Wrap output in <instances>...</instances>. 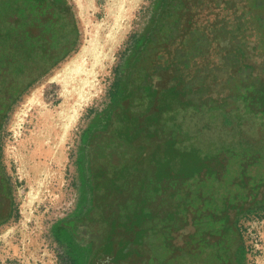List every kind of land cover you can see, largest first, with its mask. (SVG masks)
<instances>
[{
    "label": "flooded vegetation",
    "instance_id": "obj_1",
    "mask_svg": "<svg viewBox=\"0 0 264 264\" xmlns=\"http://www.w3.org/2000/svg\"><path fill=\"white\" fill-rule=\"evenodd\" d=\"M17 1L35 33L53 18ZM19 90L0 84V118ZM263 95L264 0H163L91 151L85 264H243L239 221L264 207ZM200 117L211 132L231 122L235 139L207 146ZM184 156L196 167L182 170ZM10 207L0 168V224Z\"/></svg>",
    "mask_w": 264,
    "mask_h": 264
},
{
    "label": "rangeland",
    "instance_id": "obj_2",
    "mask_svg": "<svg viewBox=\"0 0 264 264\" xmlns=\"http://www.w3.org/2000/svg\"><path fill=\"white\" fill-rule=\"evenodd\" d=\"M162 3L60 0L76 28L69 52L48 70L19 72V62L0 66V84L20 86L0 118V168L11 199L0 224V264H85L88 245L80 222L90 208L91 151L108 127ZM78 80L85 85L83 98L76 92ZM64 99L75 109L66 130L58 128L56 118ZM195 121L207 146L229 136L223 132L227 120L217 132L201 117ZM189 135L201 144L200 133ZM239 225L242 263L264 264V207L251 209Z\"/></svg>",
    "mask_w": 264,
    "mask_h": 264
},
{
    "label": "trees",
    "instance_id": "obj_3",
    "mask_svg": "<svg viewBox=\"0 0 264 264\" xmlns=\"http://www.w3.org/2000/svg\"><path fill=\"white\" fill-rule=\"evenodd\" d=\"M37 1L40 5L46 3L52 9L53 18L44 24H38L39 30L43 29L35 33L37 28L30 25V13H21L17 0H0L1 65L5 60L7 68L14 62H19L17 64L19 72H24L29 67L35 70L38 68L48 70L72 48L76 28L67 11L59 7L60 0ZM29 26H32L33 30H27ZM130 77L131 75L129 80ZM129 80L124 92H127ZM192 165L195 163H191L190 157L184 156L182 170L189 171L193 168Z\"/></svg>",
    "mask_w": 264,
    "mask_h": 264
},
{
    "label": "bare ground",
    "instance_id": "obj_4",
    "mask_svg": "<svg viewBox=\"0 0 264 264\" xmlns=\"http://www.w3.org/2000/svg\"><path fill=\"white\" fill-rule=\"evenodd\" d=\"M78 82H79V85H78V88H76V92H77V95H78L79 98H83L84 94H85L84 93L85 85H84V87H82V85L84 83L83 80H78ZM85 82L86 83H84V84H86V86H89L87 78H85ZM74 110H73V108H71V105L68 102V99H64L63 102L60 104L58 110H57L56 118L59 119V121L57 122L58 128L60 127L61 129L66 130V128L70 124L71 118L74 116ZM47 138H48V140H51L50 142L54 141L53 134L49 135L47 133ZM34 141L36 142L35 143L36 146H39L38 141L37 140H34ZM36 146H35V148L37 149Z\"/></svg>",
    "mask_w": 264,
    "mask_h": 264
}]
</instances>
